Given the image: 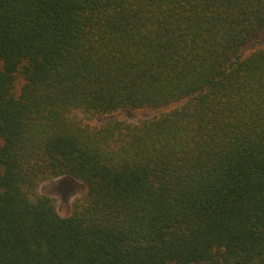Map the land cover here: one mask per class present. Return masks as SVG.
Returning <instances> with one entry per match:
<instances>
[{
    "label": "trees",
    "instance_id": "trees-1",
    "mask_svg": "<svg viewBox=\"0 0 264 264\" xmlns=\"http://www.w3.org/2000/svg\"><path fill=\"white\" fill-rule=\"evenodd\" d=\"M0 264H264V0H0Z\"/></svg>",
    "mask_w": 264,
    "mask_h": 264
},
{
    "label": "rangeland",
    "instance_id": "rangeland-1",
    "mask_svg": "<svg viewBox=\"0 0 264 264\" xmlns=\"http://www.w3.org/2000/svg\"><path fill=\"white\" fill-rule=\"evenodd\" d=\"M155 110H130L122 109L110 114H101L92 118H83L91 125H103L110 120H124L137 122L149 118ZM38 191L42 194L53 197L57 204V209L62 215L72 213L74 203L86 192V185L73 177L62 176L42 181L38 186Z\"/></svg>",
    "mask_w": 264,
    "mask_h": 264
}]
</instances>
